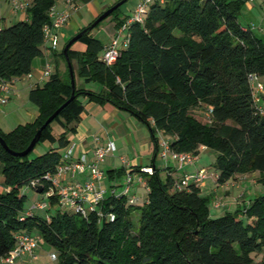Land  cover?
<instances>
[{
    "label": "trees",
    "instance_id": "obj_1",
    "mask_svg": "<svg viewBox=\"0 0 264 264\" xmlns=\"http://www.w3.org/2000/svg\"><path fill=\"white\" fill-rule=\"evenodd\" d=\"M24 1L28 20L0 28V79L7 82L30 74L33 60L47 50L43 28L51 23L49 12L59 0ZM245 1L152 3L143 23L129 25L127 44L112 65L101 59L104 44L92 36L93 29L87 30L76 41L85 50H72L73 43L67 57L74 78L76 72L85 82L97 83L100 91L75 84L74 99L46 126L35 147L54 141L53 122L78 123L83 110L79 98L85 97L88 103L110 104L146 124L156 150L159 132L173 153L198 156L200 149L212 150L219 186L255 172L264 185V91L255 101L250 79L264 76V41L239 23ZM119 8L110 15L118 20L117 27L129 16L119 17ZM60 55L65 59L63 52ZM71 94L66 63L64 76L54 73L29 92V101L38 109L36 118L7 133L0 130L7 147L25 150ZM56 140L59 147L66 143L64 134ZM32 151L12 156L0 144V259L14 248L17 234L36 230L43 243L56 250V264H264V193L233 213L212 217L213 195H202L193 183L177 189L179 180L168 175L163 181L154 167L146 175L149 190L142 202L109 195L98 205L101 217L97 210L82 215L63 207L42 217L24 209L22 189L39 181V194L45 195L49 183L44 176L56 172L62 155L50 149L31 157ZM117 175L123 176L124 170ZM46 203L54 208L58 197ZM135 210L137 227L131 217ZM252 254L262 255L261 260Z\"/></svg>",
    "mask_w": 264,
    "mask_h": 264
},
{
    "label": "crops",
    "instance_id": "obj_2",
    "mask_svg": "<svg viewBox=\"0 0 264 264\" xmlns=\"http://www.w3.org/2000/svg\"><path fill=\"white\" fill-rule=\"evenodd\" d=\"M66 1L67 0H59L56 3L57 10H67L69 12L67 23L59 30L61 33L59 34L58 32V44L60 37H65L63 32L64 28H67V31L71 33L72 37H74L83 29H86L88 25L100 14L119 2V0H75L71 5H69ZM139 1L140 0H136L133 5L123 8L126 3L125 2L119 8V17L124 18L125 16L130 15ZM27 20L28 16L26 11L15 12L13 10L11 0H0V28L9 26L18 21ZM79 20H85L84 22L87 23H85V25L84 23L81 24L79 23ZM238 20L243 28H252L251 30L254 34L262 39V36L264 35V0H246L241 9ZM117 21L118 20L114 17L111 19L112 30L110 31L106 42L97 38L104 44V46H106L115 37L116 29L118 28L116 26ZM58 44L55 50H52L51 52H47V50H45L41 57H37L33 60L30 77L24 76L13 81L11 85L12 93L9 95L8 101L6 104L0 105V115H12L10 117L13 118H11V122L7 125L0 121L1 131L7 133L6 126H10V124L11 126L16 123L18 125H24L32 122L38 115V109L37 106L29 101V92L34 88L42 87L49 81L50 77L54 73L64 76L65 65L59 66L58 64H55L54 66L52 60L50 59L51 55L53 56L57 53ZM124 46L125 44L123 40L121 42L120 49H123ZM72 50L82 52L85 50V46L79 42H75L72 46ZM47 62H50L52 66H54L51 76L44 75V67ZM74 70H76V67H74ZM79 79L80 85L77 86L79 89L94 92L100 91V86L97 83L85 82L83 79ZM79 101L83 106L79 122L72 123L67 126L63 120L53 122L51 124V134L55 139L53 142L45 141L41 146L45 149L47 148L46 151H49L50 149L58 150L62 157L69 149H71L72 159H77L83 154L86 155L87 159H92V145L93 137L95 135L99 136L98 138L102 143L109 141L112 142L115 147L114 151L111 153L109 156L110 158H108L107 161L104 160L99 165V168L103 173L100 187L107 192L111 189H114L117 192V188L121 187L124 183L125 175L132 174L133 176V173L137 172L138 168L141 166H151L153 171L155 167L159 176L161 174L166 175V177L170 175L173 180H180L182 175L185 173H192L194 169L198 171L201 170V168L194 166H184L183 168H180L171 156H168L166 159L162 158L160 155L159 142L157 143L156 150V145L152 140L149 127L127 111L119 110L110 104L100 105L93 102L88 103V100L85 97H80ZM61 134L65 135L66 143L65 145L59 147L57 144L58 140L56 139H58ZM158 135L159 134L157 133L156 137H159ZM106 162L107 164H105ZM121 169L124 170V175L118 177L117 172ZM111 172L113 175L112 177L110 176ZM88 174V170L82 174L76 175L75 177H71L67 174L58 178V181L61 185H64L67 182L83 184ZM246 176L247 175H243V177ZM144 177L146 179V175ZM205 180L206 179L199 184L201 194L206 187ZM213 182L215 183V189L211 195H213L214 199L218 198L219 200H225L226 198V201H230L228 204L227 202L225 203L227 205V208H225L226 206L224 207L225 212H229V207L232 209L237 207V204L238 207H242L247 204L243 203V205H241L239 203L241 202L240 200L246 196V192L251 190L249 185L248 187L245 186L243 188L244 192H241L238 197H235L233 191L241 188V186L243 184L245 185V183L240 181L241 184L238 182L233 183L231 186H227L232 183L230 182L219 186L216 184V174L213 178ZM255 183H258L257 180ZM141 186L144 187L137 181V183H133L130 189L132 194H136L139 197V202H142L147 194V190L145 189L143 192V188ZM42 196V199H46L44 195ZM56 207H60L59 202L54 206V208ZM41 244H43V241L39 237V245ZM35 250L32 254L24 256L22 264H25L26 260L35 257Z\"/></svg>",
    "mask_w": 264,
    "mask_h": 264
},
{
    "label": "built area",
    "instance_id": "obj_3",
    "mask_svg": "<svg viewBox=\"0 0 264 264\" xmlns=\"http://www.w3.org/2000/svg\"><path fill=\"white\" fill-rule=\"evenodd\" d=\"M75 0H67V4L71 5ZM172 0H140L134 7L132 13L128 16L117 29L115 37L104 47L101 59L106 65H112L117 60L120 47L118 37L126 34L124 38V44H127L128 38V27L131 23H143L144 18L147 14V10L150 4L159 3L164 4ZM13 10L25 11L26 2L24 0H11ZM49 17L51 23L47 24L43 28L44 41L47 45V52L55 50L58 44V32L63 26L67 23L69 18V12L67 10H57L56 7L50 10ZM124 46V47H125ZM52 74V64L47 62L44 67V75L51 76ZM30 77V74L26 75ZM252 81L255 101H259L258 94L264 91L263 85L259 82V78L256 75L250 76ZM14 80L7 82L0 79V105L6 104L8 101L9 95L12 93L11 85ZM211 113L209 110L208 114ZM158 142L160 147V155L162 158L166 159L168 156H171L176 160L180 165L185 164H194L196 162L197 156L193 154H178L173 153L169 147V140L158 133ZM115 149L112 142L102 143L97 136L93 137L92 159H87L86 155H80L77 159L71 158V149H69L57 166L56 172L46 173L44 179L49 183V188L45 193V198L51 196H57L59 206L62 208L64 206L69 207L75 213H80L86 215L89 211L97 210L98 216H104V213L98 210V205L109 195H126L128 197L129 203L139 202L138 196L136 194L131 195V187L134 183V177L132 174H127L124 179V185L121 192H116V190L111 189L109 192L100 187V183L103 177V173L99 168L100 163L103 162L105 157L113 152ZM86 170L89 171V174L83 184L76 182H67L64 185H61L58 181L63 175H70L75 177L78 174L84 173ZM138 175L135 174L138 183L142 184L148 192V186L146 183L145 175H151L154 171L151 166H141L138 168ZM206 176L204 173L199 170L196 173L185 174L176 183L177 189H184L188 184L193 183L199 185ZM33 188L35 189L39 186V181L32 183ZM219 204H216L218 206ZM47 206L46 202H41L37 205L38 208H44ZM107 216L110 219H113L114 216L111 213H107ZM16 245L14 248L2 259H0V264H22L24 256L32 254L35 248L39 245V237L31 233H19L16 235ZM51 259L56 260V254H51Z\"/></svg>",
    "mask_w": 264,
    "mask_h": 264
},
{
    "label": "rangeland",
    "instance_id": "obj_4",
    "mask_svg": "<svg viewBox=\"0 0 264 264\" xmlns=\"http://www.w3.org/2000/svg\"><path fill=\"white\" fill-rule=\"evenodd\" d=\"M135 2H136V0H129V1H127L125 3L123 8H125L126 6L133 5V3H135ZM128 3H129V5H128ZM117 14H120V12L118 11ZM113 17H114L113 15L112 16H108L106 19L101 21L100 24L91 31L92 36H94L96 38H100L103 42H106L107 39H108V35H109L110 31L112 30L111 19ZM84 21L85 20H83V21L79 20V23H81V24L84 23V25H85V23H87V22H84ZM63 32L65 34V37H62V38L60 37L57 53H55L53 56L52 55L50 56V59L52 60L54 66H55V64H58L59 66L66 65L65 59L60 54L63 52V49H64L66 43L70 40L72 35H71V33H69L67 31V28H64ZM60 33L61 32L59 31V34ZM125 35L126 34H123V35L118 37V39L120 41L119 47L121 45V42L124 40V38H126ZM262 40L264 41V35L262 36ZM54 66H52V69L54 68ZM73 67H76L75 63H73ZM79 78L80 77L75 72L74 80H75V84L77 86L80 85V79ZM259 79H260V82L264 86V76L259 77ZM195 113L196 114H200V111L196 110ZM10 116H12V115H6V116L0 115V121H2L5 125H7L9 122H11V118H13V117H10ZM196 116L200 120H203V118H204V115L202 117V113L200 115H196ZM16 125H18V124L16 123V124H12V126H11V124H10V126L9 125L6 126V129H7L6 131L10 132ZM95 136H97V135H95ZM97 137H99V136H97ZM57 144L59 145L58 142H57ZM41 145L42 144H38L34 148V150L31 153V157H35V156L40 155V154H42L44 152H47L46 151L47 148L45 149ZM70 145H72V144H70ZM55 146H57V145H55ZM111 153L105 157V159H104L105 161H107V159L110 158L109 156L111 155ZM214 162H215V153L212 150H210V149L203 148V149H200V153L197 156L196 162L194 163V165L193 164L180 165L177 162V166L180 167V168H183L184 166H194V167L201 168V171L206 176V180H205L206 187L204 188V190L202 192V195H211L213 193V190L215 189L214 188L215 183L213 182V178H214V176L216 174V168L214 166ZM105 164H107V162ZM0 169H1V165H0ZM197 171L198 170L194 169L192 173H196ZM192 173H185V174H192ZM134 174L138 175L139 173L138 172H134L133 173L134 183H137V178L135 177ZM185 174L182 175L181 178H183L185 176ZM160 177H161V179L163 181L166 180V175L161 174ZM259 177H260V174L258 172H255V173H252V174H248L246 177L238 176L236 180H234L232 183H230V185H227V186H231V185H233V183H238V182H239V184H241V182L245 183V185L243 184L241 186V188L235 189V191H233L234 192L233 194H234L235 197H238L241 192H244L243 188L245 186L246 187H248V185L250 186L251 190L249 192H246V194H245L246 196H244L240 200L241 202L239 204H241V205H243V203H247L248 204L249 200L253 199L255 196H257L259 194L264 193V185L260 184V183H257V184L255 183V181L258 180ZM2 178H3V176H2L1 171H0V183H1ZM123 185H124V183H123ZM123 185L121 187L117 188V192H121L122 191ZM142 188H143L142 190L144 192L145 188L144 187H142ZM22 193L25 195V199H24V202H23L24 209L32 210L33 212L37 213L38 215H40L42 217H47L48 215L52 214L56 210V208H49L48 206H46L44 208H38L37 207L38 204H40L41 202H46L47 200L46 199H42V197H43L42 194H38L37 191H35L32 187H24L22 189ZM131 195H132V193H131ZM223 200L222 199L219 200L218 198L214 199V197H213L211 199V201L209 202V211H210L212 217H220L221 215H223L225 213L224 207L226 206L225 208H227V205L225 203L227 202V204H228L230 201L229 200L226 201V198H225L224 201ZM216 204H219V205L216 206ZM236 206L238 207V204ZM237 207H235L233 209L229 207L230 210L228 208V211L233 213L234 210ZM63 210L64 211H69L70 209H69V207L64 206ZM131 217H132V220H133V223H134L135 227H137L138 226L139 211L138 210L133 211ZM31 233L33 235L37 236V231L36 230H33ZM35 249H36L35 253H34L35 257L26 260L25 264H56L57 259L56 260L51 259V254L54 253L57 256V252H56V250L54 248H52L49 245L43 243L41 245H38ZM251 256L254 258L255 261H260L261 258H262V255L252 254Z\"/></svg>",
    "mask_w": 264,
    "mask_h": 264
},
{
    "label": "water",
    "instance_id": "obj_5",
    "mask_svg": "<svg viewBox=\"0 0 264 264\" xmlns=\"http://www.w3.org/2000/svg\"><path fill=\"white\" fill-rule=\"evenodd\" d=\"M126 1L127 0H120L119 2L114 4L112 7H110L109 9L104 11L102 14H100L96 18V20L92 24H90L86 29H83L81 32H79L77 35H75L74 37H72L68 41V43L65 45V47L63 49V53H64V56L66 59V63H67L68 71H69V76H70V85H71V89H72L71 97L62 106H60L49 118H47V120L44 122V124L36 131V133L34 134L32 140L30 141L27 148L25 150H23L22 152H15V151L10 150L7 147V145L5 144L4 140L0 137V144L2 145V147L4 148V150L8 154H10L12 156H18V157H23V156L28 155L33 150L36 143L39 141L40 136L42 134V131L46 128V126H48L59 115L60 111L63 108H65L74 99L75 80H74V72H73L71 62L69 61V59L67 57L68 49L70 48V46L73 43L78 41V39L83 35V33H85L87 30L94 29L101 21H103L108 16H110L116 9H118L120 6H122ZM35 190L37 191V193H42V189L40 186H37L35 188Z\"/></svg>",
    "mask_w": 264,
    "mask_h": 264
}]
</instances>
